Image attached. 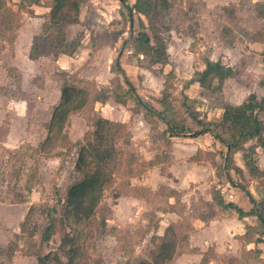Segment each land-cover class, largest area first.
<instances>
[{"label": "rangeland", "instance_id": "obj_1", "mask_svg": "<svg viewBox=\"0 0 264 264\" xmlns=\"http://www.w3.org/2000/svg\"><path fill=\"white\" fill-rule=\"evenodd\" d=\"M8 1L0 0V264H36L37 257L45 264L149 260L150 240L165 230L150 228L152 210L163 208L165 201L157 167L164 170L169 150L162 128L148 129L131 100L113 102V94L126 88L113 62L120 56L122 71L145 103L158 108L154 100L164 97L179 110L180 94L186 93L200 120L217 121V111L228 101L240 104L250 94L261 98L264 0H166L157 22L166 55L162 66H150L144 55L136 57L128 43L129 31H137L135 16L131 29L125 10L117 20L109 15L96 20L94 10L105 5L85 0V20L80 27H63V42L78 44L81 31L92 29L91 50L66 70L58 69L54 58L26 60V44L15 41L22 16L17 18ZM118 31L127 43L121 50L113 45ZM204 59L221 62L234 75L219 91L193 85L183 89ZM99 97L103 100L93 102ZM260 117L264 120V114ZM152 155L159 157L155 168L149 164ZM74 163L84 179L68 193L64 209L65 189L79 177ZM257 182L264 190V179ZM249 193L255 198V190ZM49 224L51 231L44 233ZM165 255L155 264H176V256ZM225 259L214 258L211 251L203 264H226Z\"/></svg>", "mask_w": 264, "mask_h": 264}, {"label": "crops", "instance_id": "obj_2", "mask_svg": "<svg viewBox=\"0 0 264 264\" xmlns=\"http://www.w3.org/2000/svg\"><path fill=\"white\" fill-rule=\"evenodd\" d=\"M44 1L46 4H44ZM99 1L105 6L94 10L96 13L92 14V16L96 20L106 15H109L111 20L123 15L124 9L117 1ZM8 2H12L16 7L15 13L18 14L17 18L22 16L19 25L17 24L15 28V33H17L15 41L26 44V60L33 62L36 60L47 61L49 58H54L57 68L66 70L88 57V52L92 46V42L89 40L92 29H89V31L83 26L85 30L81 31V38L70 55L58 54L55 57H38L35 60L27 58L28 50L34 37L41 34L43 23H47L45 17H49L50 22H48L51 24H60L68 19H76V23L66 24L65 28L80 27L83 20H85L84 15L87 16V12L85 13V10H87L85 0L75 5L71 1L53 4L52 0H9ZM127 4L131 5L132 0H127ZM31 7H33L32 13L28 11ZM61 8L68 10L63 9L62 13L58 15ZM43 11H45V16L44 13L42 14ZM97 13L99 16H97ZM59 18L63 19L57 22ZM122 34L120 33L117 40L113 42V45L116 47L115 49L121 50V44L124 40L122 38L123 40L120 41ZM138 56L139 54H136V57ZM119 57H117V60H119ZM202 68L203 64L196 71H200ZM192 85L199 87L197 84ZM192 85L188 86V88H191ZM223 93H225L224 89ZM183 94L191 99L186 93ZM260 96L264 98V90ZM226 104L235 105L231 101H228ZM221 111V109L217 111V121L219 120ZM135 115L142 118L141 114ZM143 123L149 129L144 120ZM188 135L185 137L167 138L168 144L165 143L166 148L169 150L168 156H165V161L167 160V162L162 172L157 167V175L162 182L160 193H164L162 198L165 201H163V208L152 210L155 217L151 221L150 229L151 231L159 230L160 227L163 230L165 229L160 234L154 233L157 237H164L161 241L158 257L162 255L166 258L168 256L165 255V252H169L172 254L171 259L176 256V264H180L181 262L183 264H186L185 262L203 264L202 259L205 262V254L212 251L214 258H219L220 256L226 257L225 262L229 264V259H240L243 252L252 250L255 247L252 240L262 232V228L254 217L238 219L233 211L223 210L213 202V194L219 190L224 203L230 202L244 211L249 209L248 198L244 191L236 186V184L232 185L230 182H227L225 178L223 158L216 154V152L224 151L223 148L207 134H200L192 138ZM251 144L252 142H247L244 147L246 148ZM152 156L153 158L150 159V162L152 168H155L157 165L153 161H158L159 157ZM232 160L233 165L241 171V180L244 179L245 181L240 185L248 193L252 189V191L255 190L256 192L257 190L261 192L263 196V187H261L257 180L264 179V151H254L255 165L258 171L262 173V176L259 178H249L243 166L240 152L233 154ZM141 209V207L138 208L139 212ZM246 226L250 227V232L246 235V239H243ZM166 240L167 242H165ZM183 242H186L187 245H182ZM179 246L181 250L178 251V248L180 249ZM256 247L261 252L258 258H250L248 260L249 264H260L264 258L263 246L258 244Z\"/></svg>", "mask_w": 264, "mask_h": 264}, {"label": "trees", "instance_id": "obj_3", "mask_svg": "<svg viewBox=\"0 0 264 264\" xmlns=\"http://www.w3.org/2000/svg\"><path fill=\"white\" fill-rule=\"evenodd\" d=\"M65 1H71L74 4L82 2V0H52L53 4H60ZM115 1H117L125 10L129 20L130 29L133 25V16L137 19V31L134 35L129 31L128 39V43L133 45L136 54L146 56L150 66L165 65V49L158 35L157 22L161 12L167 7V1L132 0L131 5L127 4V0ZM76 22V19H68L62 24H51L49 22L43 23L41 34L34 37L28 50L27 58L29 60H35L38 57H55L58 54L70 55L76 44L67 45L63 42V27H65L66 24ZM120 33L121 32L118 31L113 34V38L116 39ZM126 45V41L123 40L121 48ZM113 71L121 76L124 87H126L124 89L119 85L122 88H120L122 91L121 95L113 94V102L118 104L123 99L131 100L134 105L133 108L135 114H141L143 120L151 130L160 131V128H162L161 133L164 134L166 144H168L167 138L178 136L185 137L187 134L204 131L200 134L209 135L223 148L224 151L216 152V154L223 158L225 178L227 179V182H230L232 185L236 184V186L244 191L248 198L249 209L244 211L230 202L224 203L219 190L213 194L212 200L221 209L233 211L238 219L254 217L262 228V232L252 240L255 247L252 250L242 253V256L240 257L242 262L237 261L236 259H230L229 263L231 264L232 261H235L236 264H247L250 258H258L261 251L257 249L256 245L261 244L264 248V195L262 196V193L256 190L257 196L253 198L248 191L240 185L242 184L241 171L233 165L232 156L236 152L241 153V160L249 178L255 179L262 176V173L258 171L255 165L254 151H264V120L260 117L264 114V98L257 99L253 94H250L245 101L239 105H223L218 121L203 122L198 117L196 107H193L194 101L187 98L185 94H180L182 100L179 105V110L172 106L169 101H166L164 97L154 100L155 104L158 106V108L155 109L154 106L142 101L135 93L132 84L126 78L120 67L119 61L116 59L113 62ZM233 74V71L221 62H212L208 59H204L202 70L195 71L193 74L194 76L184 82L183 89L192 84H197L199 87H205L212 92L219 91L223 81L230 78ZM213 80L216 81V85L214 86L211 83ZM164 86L168 88V84H165ZM101 100H103V98L99 97L94 99L93 102H99ZM62 105L63 103L61 102V105L55 108L53 117L56 116L58 113L57 111L60 110ZM98 120L99 117L95 119L94 125L98 123ZM192 125L196 127L194 130H192ZM247 142H252V144L245 148L244 145ZM78 158L77 154L75 163L78 161ZM75 163L73 170L79 177L70 183L65 189L64 198L61 200V203L64 204V209L66 207L68 193L76 186L82 184L84 179ZM149 164H151V162H149ZM94 209L92 210L90 217L93 216ZM52 210L53 209H51V211ZM29 212L30 208L25 212L24 219H26ZM64 215L63 212L62 216L64 217ZM89 218L87 220H89ZM58 222L61 223L62 219H59ZM52 226L53 225L49 224L44 233L48 234V232L51 231ZM245 229L246 232L243 235V239H246L250 227L246 226ZM44 233L43 235H45ZM46 237H44L42 241H46ZM150 241L153 242V245L151 246V249L148 250L149 260L140 259L136 261L135 264H155L160 250V237L154 236ZM81 256L85 259L84 257L86 256V253L83 251ZM202 262H204V259H202ZM36 264H45L44 258L37 257ZM260 264H264V258L261 260Z\"/></svg>", "mask_w": 264, "mask_h": 264}, {"label": "water", "instance_id": "obj_4", "mask_svg": "<svg viewBox=\"0 0 264 264\" xmlns=\"http://www.w3.org/2000/svg\"><path fill=\"white\" fill-rule=\"evenodd\" d=\"M204 131H200V132H194V133H191V134H189L188 136L189 137H194V136H197V135H199L200 133H203ZM261 196V195H260Z\"/></svg>", "mask_w": 264, "mask_h": 264}]
</instances>
